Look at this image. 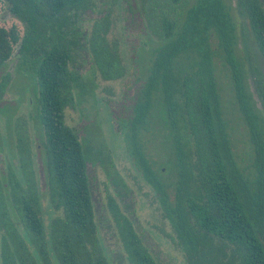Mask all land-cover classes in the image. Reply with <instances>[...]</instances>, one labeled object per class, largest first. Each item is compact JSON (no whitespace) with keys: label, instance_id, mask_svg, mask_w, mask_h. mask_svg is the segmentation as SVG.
Wrapping results in <instances>:
<instances>
[{"label":"trees","instance_id":"obj_1","mask_svg":"<svg viewBox=\"0 0 264 264\" xmlns=\"http://www.w3.org/2000/svg\"><path fill=\"white\" fill-rule=\"evenodd\" d=\"M7 1L26 28L22 36L16 26L0 25V69L19 45L18 67L31 69L38 83L46 195L53 212L61 213L46 222L26 148L16 171L0 169V219L14 218L4 222L2 264H113L104 252L88 173V162L99 158L68 124L66 108L77 87L81 94L89 91L71 68L77 50L90 41L102 76L115 79L125 75L117 44L109 46L103 21L91 37L81 30V15L92 0ZM158 17L157 44L139 56L143 83L132 115L121 120L128 154L157 192L168 234L187 264H264V3L194 0L178 16L162 11ZM218 58L231 73L235 103L248 126L253 170L239 163L235 151ZM7 78L0 81V98ZM157 130L164 131L171 149L158 167L144 140L146 132ZM164 165L174 176L170 181ZM110 198L130 264H160L133 220Z\"/></svg>","mask_w":264,"mask_h":264},{"label":"rangeland","instance_id":"obj_2","mask_svg":"<svg viewBox=\"0 0 264 264\" xmlns=\"http://www.w3.org/2000/svg\"><path fill=\"white\" fill-rule=\"evenodd\" d=\"M187 1L189 4L194 0H182L178 5L172 4L171 0H92V6L80 18L81 30L89 32L90 37L95 24L101 21L106 24L105 37L110 47L113 43L117 44L118 57L125 67L122 77L105 79L95 63L89 41L87 47L77 50L71 64V68L82 76L89 91L81 94V88L77 87L74 99L66 108L68 124L76 129L84 142L92 146L93 157L99 158L88 162V173L104 252L113 264L130 262L118 235L110 196L117 201L120 210L133 220L135 229L160 264H187L181 248L168 234L171 231L164 223L157 192L134 164L121 133V120L131 117L143 83V66L139 56L143 48L157 44L158 14L165 11L178 16ZM225 1L227 4L234 2ZM232 14L240 19L236 8ZM0 25L6 28L16 26L22 36L25 33V23L10 11L7 0H0ZM249 47L252 49L251 43ZM18 48L19 45L15 46L14 55L0 69V81L4 76L8 77L7 90L0 98V169L6 174L9 166L16 171L26 148L29 149L28 157L40 190L43 215L49 223L54 215L61 212H53L46 195L43 162L46 137L35 108L38 83L31 69L26 71L24 67H18ZM222 60L218 58V74L235 151L239 163L253 170L254 149L248 126L235 103L231 73ZM144 140L156 167L169 159L171 149L163 130L146 132ZM164 166V179L170 181L174 176L166 168L167 165Z\"/></svg>","mask_w":264,"mask_h":264},{"label":"flooded vegetation","instance_id":"obj_3","mask_svg":"<svg viewBox=\"0 0 264 264\" xmlns=\"http://www.w3.org/2000/svg\"><path fill=\"white\" fill-rule=\"evenodd\" d=\"M263 3H264V0H262ZM12 215V214H11ZM4 222H8V223H14V218L10 217V219H7L6 221L5 220H2L0 219V264H2V250H1V247H2V243H1V240H2V235H3V232L6 231V228L4 226ZM20 224V222H18Z\"/></svg>","mask_w":264,"mask_h":264}]
</instances>
